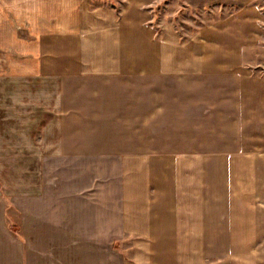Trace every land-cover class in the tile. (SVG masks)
I'll return each mask as SVG.
<instances>
[{
	"label": "crops",
	"instance_id": "1",
	"mask_svg": "<svg viewBox=\"0 0 264 264\" xmlns=\"http://www.w3.org/2000/svg\"><path fill=\"white\" fill-rule=\"evenodd\" d=\"M168 1L0 0V264H264V0Z\"/></svg>",
	"mask_w": 264,
	"mask_h": 264
},
{
	"label": "rangeland",
	"instance_id": "2",
	"mask_svg": "<svg viewBox=\"0 0 264 264\" xmlns=\"http://www.w3.org/2000/svg\"><path fill=\"white\" fill-rule=\"evenodd\" d=\"M228 11L227 9L212 7L186 9L182 0H169L167 4L162 5L160 8V15L162 18L174 20L182 31L188 32L197 25L213 21V19L222 16L223 13Z\"/></svg>",
	"mask_w": 264,
	"mask_h": 264
},
{
	"label": "built area",
	"instance_id": "3",
	"mask_svg": "<svg viewBox=\"0 0 264 264\" xmlns=\"http://www.w3.org/2000/svg\"><path fill=\"white\" fill-rule=\"evenodd\" d=\"M17 29H20L18 26ZM8 51H0V64H6Z\"/></svg>",
	"mask_w": 264,
	"mask_h": 264
}]
</instances>
